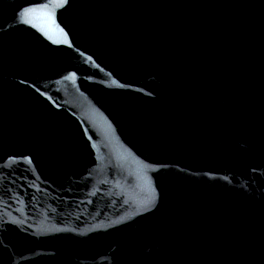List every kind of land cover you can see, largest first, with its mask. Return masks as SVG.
Listing matches in <instances>:
<instances>
[{
  "label": "water",
  "instance_id": "obj_1",
  "mask_svg": "<svg viewBox=\"0 0 264 264\" xmlns=\"http://www.w3.org/2000/svg\"><path fill=\"white\" fill-rule=\"evenodd\" d=\"M0 264H264V0H0Z\"/></svg>",
  "mask_w": 264,
  "mask_h": 264
}]
</instances>
